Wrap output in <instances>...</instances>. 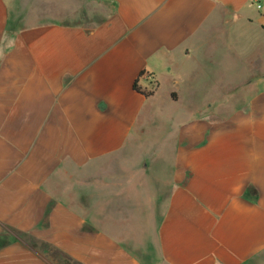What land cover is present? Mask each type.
I'll return each instance as SVG.
<instances>
[{
  "label": "crops",
  "instance_id": "crops-1",
  "mask_svg": "<svg viewBox=\"0 0 264 264\" xmlns=\"http://www.w3.org/2000/svg\"><path fill=\"white\" fill-rule=\"evenodd\" d=\"M263 256L264 0H0V264Z\"/></svg>",
  "mask_w": 264,
  "mask_h": 264
},
{
  "label": "rangeland",
  "instance_id": "rangeland-1",
  "mask_svg": "<svg viewBox=\"0 0 264 264\" xmlns=\"http://www.w3.org/2000/svg\"><path fill=\"white\" fill-rule=\"evenodd\" d=\"M246 69L243 67L242 64H239L238 66V74H236V72L234 71V65H233V73H226L225 77L229 78V77H235L236 75H238V78L243 77L244 75H246ZM239 81H241V79H239ZM245 98H247L246 96H244ZM218 97L214 96V95H205V96H194L193 93L190 95H186L185 96V101H187V99H191V100H200L202 101H207L208 103H213V101H215ZM183 104H187V102L183 103ZM144 136H145V142L147 143V146L145 147L144 150V154L149 153L151 151V147L157 143V141L161 138V131L159 126L154 123V121H149L147 123V125L144 128V132H143ZM149 161V160H148ZM259 264H264V256L262 257L261 261Z\"/></svg>",
  "mask_w": 264,
  "mask_h": 264
},
{
  "label": "trees",
  "instance_id": "trees-1",
  "mask_svg": "<svg viewBox=\"0 0 264 264\" xmlns=\"http://www.w3.org/2000/svg\"><path fill=\"white\" fill-rule=\"evenodd\" d=\"M144 76V73L140 75V78ZM134 89L139 92L140 94L144 95L146 98H150L153 96L154 92L153 91H147L146 89L144 90L141 86H139L138 81L134 84Z\"/></svg>",
  "mask_w": 264,
  "mask_h": 264
}]
</instances>
